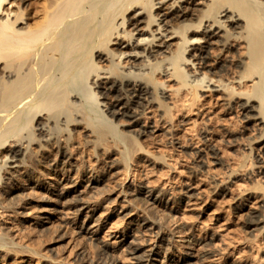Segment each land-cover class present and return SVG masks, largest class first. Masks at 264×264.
<instances>
[{"label":"bare ground","instance_id":"1","mask_svg":"<svg viewBox=\"0 0 264 264\" xmlns=\"http://www.w3.org/2000/svg\"><path fill=\"white\" fill-rule=\"evenodd\" d=\"M236 42L242 44L243 55L234 48ZM162 73L176 86L158 80L156 75ZM167 87L177 94L180 105L166 102ZM204 91L220 96L222 110L235 114L241 132L252 123V130L259 129L253 141L262 154L255 155L253 142H246L248 158L254 161L248 160L250 173H254L259 168L255 164L264 157V0H0V171L4 170L0 175V206L5 207L18 195L15 191L21 172L25 184L32 182L36 163L44 168L43 176L45 170H62L63 175L72 166L73 157L63 143L76 133L69 132L72 128L68 126L83 122L81 113L92 122L87 106L82 105L84 100H94L92 107L103 122L92 126L95 137L108 136L130 152L128 148L145 149L144 137L152 135L161 120L170 123L177 112L181 118L194 108L202 112L206 102H198ZM152 106L157 108V119L148 111ZM196 134L204 143L211 137L208 132ZM172 139L173 145L177 143V138ZM229 139L232 143L236 137L230 134ZM28 144H35L36 149L31 152ZM50 148L59 161L47 163L38 157ZM199 151L193 149L191 154L197 158ZM27 152L31 165L22 171ZM144 153L149 156L150 151L145 149ZM165 156L160 153L153 158L169 167L172 164ZM124 163L123 167H130L128 161ZM236 165L229 167L228 177L243 167ZM37 186H43L41 180ZM263 187L255 180L252 188ZM136 188L149 199L163 197L162 192L146 185ZM260 222L264 229V219L258 214L247 219L248 224ZM4 245L0 240V247ZM137 251L135 248L132 253ZM154 254L159 253L151 250L147 255Z\"/></svg>","mask_w":264,"mask_h":264},{"label":"rangeland","instance_id":"2","mask_svg":"<svg viewBox=\"0 0 264 264\" xmlns=\"http://www.w3.org/2000/svg\"><path fill=\"white\" fill-rule=\"evenodd\" d=\"M234 44L236 51L240 50L243 55L242 44ZM229 55L227 58L226 54V59H230ZM159 75L156 78L167 86H176L163 73ZM166 90V102L172 103L170 106L173 101L177 102L176 97L180 101L169 87ZM200 100L198 103L206 102L202 112L194 108L181 118L177 112L170 123L161 120L154 127L152 135L158 140L163 136V143L152 135L144 137L141 143L150 151L149 156L144 153L145 149L136 151L134 146L135 150L128 148L132 154L125 152L122 143L116 146L108 136L97 139L92 126H101L103 122L92 107L94 100H84L82 105L87 106V117L92 122L85 112L81 113L83 122L68 126L72 128L69 132L76 131L77 134L73 133L76 136L72 134L71 140L63 143L73 157L72 166L63 175L62 170H45L47 174L43 176L40 173L44 168L36 163L32 182L25 184V177H21L24 172H21L15 191L18 195L11 197L5 207L0 206L3 232L0 240L5 244L0 247L4 251L0 249V264H264L263 223H247L253 214L264 219V187L252 188L255 180L264 185V175L260 173L264 171V157L255 164L259 168L250 173L252 165L248 162L254 161L252 157L249 159L246 149V142L250 140L253 151L256 149L254 154H262L258 143L253 141L259 129L252 130L255 126L252 123L241 132L235 114L222 110L220 96L214 92H201ZM149 110L157 119V108L152 106ZM148 116L151 115L148 113ZM74 118L81 121L79 116ZM153 123L151 120L150 125ZM169 125L172 131L168 130ZM197 131L211 133V137L204 143ZM230 134L236 137L235 142L229 143ZM168 137L177 138L174 141L177 143L173 145ZM210 146L213 151L209 150ZM197 148L200 156L196 158L191 152ZM28 149L32 152L35 144H28ZM159 152L166 154L165 161H170L171 166L153 158ZM29 153L24 156L27 167L22 171L31 165ZM40 156L47 163L59 161L53 148ZM123 160L129 162V168L123 167ZM233 163L239 168L243 165V169L228 177ZM39 180L42 187L37 186ZM140 184L162 192L163 197L149 199L136 188ZM222 185L226 186L224 192H221ZM179 196L182 198L178 199ZM14 198L15 202L11 203ZM41 217L45 220L41 221ZM135 248L138 251L132 253ZM151 250L159 254L148 256Z\"/></svg>","mask_w":264,"mask_h":264}]
</instances>
